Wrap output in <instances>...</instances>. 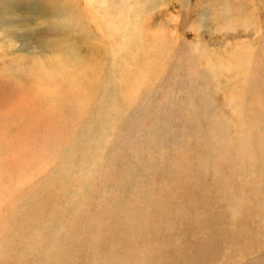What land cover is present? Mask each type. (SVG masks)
<instances>
[{
  "label": "bare ground",
  "instance_id": "bare-ground-1",
  "mask_svg": "<svg viewBox=\"0 0 264 264\" xmlns=\"http://www.w3.org/2000/svg\"><path fill=\"white\" fill-rule=\"evenodd\" d=\"M155 1L0 26L34 51L0 82V264H264L263 8L233 0L191 55L151 27Z\"/></svg>",
  "mask_w": 264,
  "mask_h": 264
},
{
  "label": "rangeland",
  "instance_id": "rangeland-1",
  "mask_svg": "<svg viewBox=\"0 0 264 264\" xmlns=\"http://www.w3.org/2000/svg\"><path fill=\"white\" fill-rule=\"evenodd\" d=\"M21 1H22V3H20L18 6H15V7H17V8L22 7V8H19L17 10L15 16L13 17V15H12L13 11L8 9V8H5V3H2L0 0V13H1L0 26H2L1 30H6L7 26L9 25L10 19H11V21L14 25H16L14 23V21H21V24H23L27 28L24 31H26V32L29 31V33H31V34L40 35L44 32L41 29L42 23L45 21H51L50 20L51 17L55 16V14L54 15L51 14L53 12V10L57 9L59 11L63 6V0L61 3V6L58 4L57 0H51L50 3L45 4V5H43V3H45L48 0H21ZM144 1H147V0H142V3ZM225 1L226 0H156L155 1V7L153 8L152 13H151L152 18H150L151 19L150 20L151 21V27L153 29L156 28L155 30H161V31L163 30V32L166 31L170 37L172 36L171 38L176 37L177 39H176L175 44L178 43L180 45V47H179L180 49L185 50L184 48H186L188 50L187 47H189V46H185L183 48V46L179 43L178 38H181V39L183 38L185 40V42H187V40H188V42H194L193 45L194 44L195 45L194 46L190 45L191 47H195L198 43H201L195 37L196 36L195 33L197 32V30L203 32V34H204L203 38L206 40L209 39L211 36L214 39L220 38V34L217 33L216 31H214L215 26H213V24L212 25H210V24L212 23L211 20L215 19V16H216V18L219 17L218 19L220 21L223 18L224 13L229 12V16H226V17L227 18L230 17L232 11L230 10V6H229V8L227 6L229 4L231 5L233 0H231V1L228 0V3L226 5H223V6L222 5L217 6L216 3L213 4L214 2H218L221 4L222 2H225ZM238 1H240V3H241V7H240V3L238 2L239 9L245 10V8L246 9L249 8L248 5H250V3H251L250 6L252 8L253 7L255 8L256 5L260 4L259 5V6H261L260 9L263 8V12H264V0H238ZM248 1H249V3H248ZM260 1L262 4L260 3ZM151 2H152V0H150L149 4H151ZM142 3H141V5H142ZM145 7H146V2H145ZM225 7H227L228 9ZM212 10H214V12ZM227 10H229V11H227ZM222 11H223V13H222ZM219 13H221L220 14L221 16L219 15ZM213 14H214V16H213ZM258 21H261L262 23H264V18L262 20H261V18H259ZM131 28H130V30H131ZM196 28H198V29H196ZM49 29L53 30L52 28H49ZM22 34H23V31H20L19 34L17 36H15L16 40L13 38H11V40L9 38L3 40L1 33H0V52L2 53L0 56V68H1L0 69V82L1 83H4V81H7L8 79L12 80L13 82H14V80L17 81L16 80V79H18L17 76H19L20 73H18V74L15 73L16 75L13 77L14 73L12 71H10L11 69H13V68L10 69V66L12 67V65L15 63V61H17L16 59L19 58L18 63L22 62V64H23V62L25 63L26 60H29L28 61L29 64L31 63L30 58L32 57L31 55L34 54L33 53L34 51L29 50V48H27L25 50L22 47V45L27 44L29 41V38H28L27 39L28 41L26 40L24 42H21L19 38L21 37L20 35H22ZM174 38H173V40H174ZM9 42H10V45L7 46V48H9V49L4 50L3 46L6 43L9 44ZM231 42L233 43V41H231ZM206 43L208 44L209 42H204L202 44H198V46H199L198 49L195 50L194 53L192 52L191 55H194L196 52H198ZM232 43L229 46H231ZM205 46H207V45H205ZM22 48L24 50H22ZM7 50H8V52H7V55L5 56V51H7ZM183 50H180V51H183ZM183 52H185V51H183ZM16 66L17 65H15V67ZM157 86L158 85H156V87ZM138 113L140 115V110L137 112V114ZM138 119L139 118L137 117V120ZM163 121L164 120H161L159 122L164 123L166 120L164 122ZM173 122H174V120L171 119V120H168L164 123L165 129L163 128L160 131V132H162L161 134L163 136L165 135V133H167L166 135H168L169 137L171 135V138H172V132H170V130L175 128V127L180 126V125H177V122L176 123L175 122L173 123ZM179 135H180V133L178 134V136ZM105 139H106V137L105 138L103 137V138H101V141L105 140ZM131 139L132 138H130V137L127 138V140H131ZM126 144H127V146L124 145V148L129 147V145H128L129 143H126ZM102 161L103 160H101V162ZM129 188L131 191H133L132 190L133 187L131 188V186H130ZM114 202L117 206H120V204L123 203L122 201H117V200H114ZM112 212L114 214L116 213L115 211H112ZM110 215H111V213H110ZM115 216H117V215H115ZM124 230H126V228H124L121 231H124ZM117 235L119 236V232H117ZM90 250H92V249H90ZM259 255L264 256V252H261ZM77 261H79V264H82L83 260L80 259Z\"/></svg>",
  "mask_w": 264,
  "mask_h": 264
}]
</instances>
